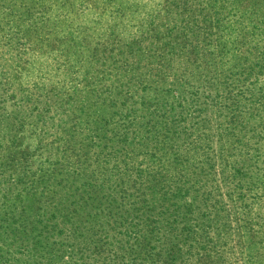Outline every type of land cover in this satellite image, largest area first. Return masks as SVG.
Segmentation results:
<instances>
[{
    "label": "rangeland",
    "instance_id": "obj_1",
    "mask_svg": "<svg viewBox=\"0 0 264 264\" xmlns=\"http://www.w3.org/2000/svg\"><path fill=\"white\" fill-rule=\"evenodd\" d=\"M0 264H264V0H0Z\"/></svg>",
    "mask_w": 264,
    "mask_h": 264
}]
</instances>
